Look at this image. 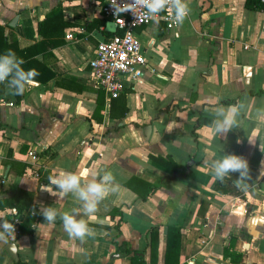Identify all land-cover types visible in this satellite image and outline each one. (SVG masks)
<instances>
[{"label": "crops", "instance_id": "1", "mask_svg": "<svg viewBox=\"0 0 264 264\" xmlns=\"http://www.w3.org/2000/svg\"><path fill=\"white\" fill-rule=\"evenodd\" d=\"M103 2L0 0V25L21 49L40 39L38 23L52 10L61 8L68 24L54 57L37 56L55 78L34 79L22 95L0 83V197L27 205L19 214L1 211L0 224L16 216L33 228L5 235L0 251L14 241L28 264H131L136 253L165 264L168 227L177 226L183 264H264V121L257 116L264 108V11L246 8V0H187L190 12L173 29L159 13L135 29L148 60L143 76L127 78L121 95L107 101L90 81V61L110 38L104 30L111 19L98 22L105 19ZM220 105H243L226 137L212 126ZM224 153L248 161L247 188L236 186L237 173L213 178L211 164ZM152 157L172 159L180 169ZM61 170L83 179L114 176L116 191L106 193L94 215L77 217L92 229L83 242L68 237L59 216L50 224L41 214L42 206L80 208L71 193L57 200L42 190ZM150 185L157 189L143 198ZM15 261L0 254V264Z\"/></svg>", "mask_w": 264, "mask_h": 264}, {"label": "clouds", "instance_id": "2", "mask_svg": "<svg viewBox=\"0 0 264 264\" xmlns=\"http://www.w3.org/2000/svg\"><path fill=\"white\" fill-rule=\"evenodd\" d=\"M115 11L134 12L137 7L146 8L149 14H158L168 8L174 11L176 22L182 23L190 12V8L185 0H131L130 3L123 7L116 6L113 0ZM24 63L22 58L17 57L15 51L8 49L4 54H0V83H7L8 89L13 95H22L26 87L33 83L34 77L38 75L35 69L25 70L21 65ZM243 105H230L225 107L220 105L216 107L212 121L215 133L221 137L226 134L237 124V116ZM257 116L259 120L264 121V108L258 109ZM250 142V141H249ZM237 143H240L238 140ZM251 143V142H250ZM214 179L221 182L226 177L231 178L232 173L238 176L234 180L237 187L247 188V181L251 180V174L248 161L234 153H224L220 158L215 159L211 164ZM42 190L50 195L62 200L69 193L80 202V208H74L71 212H60L53 206H42L41 214L45 221L54 223L59 216L62 221L64 231L72 240L83 242L85 238L92 234L87 221L80 216H92L98 210V204L105 198L109 191H116L114 186V176L109 172L105 173L101 179H97L95 174L90 179H83L80 174L75 172L61 170L58 174L49 177V183L42 187ZM3 229L0 232V239L5 238V233L12 234L15 231L14 224L4 221L0 224ZM73 251H83L80 248H74Z\"/></svg>", "mask_w": 264, "mask_h": 264}, {"label": "built area", "instance_id": "3", "mask_svg": "<svg viewBox=\"0 0 264 264\" xmlns=\"http://www.w3.org/2000/svg\"><path fill=\"white\" fill-rule=\"evenodd\" d=\"M130 2L131 0H115L116 6L119 7ZM101 13L114 20L118 30L112 37L99 42L96 54L90 61V81L95 87L103 89L107 101H111L124 91L127 78L136 82L143 76V67L148 63L135 29L150 24L159 13L168 29H173L179 22L174 19L175 12L169 11L168 8L158 14H149L147 9L142 7H137L134 12H117L113 7V0H104ZM67 37L71 38V34L68 33ZM31 157L37 165L40 164L37 153H31ZM11 224H14L15 231L5 235L16 237L20 233V223L16 216H12Z\"/></svg>", "mask_w": 264, "mask_h": 264}, {"label": "trees", "instance_id": "4", "mask_svg": "<svg viewBox=\"0 0 264 264\" xmlns=\"http://www.w3.org/2000/svg\"><path fill=\"white\" fill-rule=\"evenodd\" d=\"M246 8L251 10H263L264 11V1L263 0H246L245 3ZM63 13L61 8H56L52 10L46 17L39 21L38 23V32L40 35V39L34 43L33 45L26 48H19L18 43L15 39H13L11 34L6 33L5 26L0 25V54H4L8 49L15 51L17 57L22 58L24 63L21 65L25 70L35 69L38 72V75L34 77L35 80L40 82H47L48 80L55 78L57 73L53 72L48 67V62L39 60L37 56L42 55L44 59H48L49 57H54L53 50L62 44L65 43L64 40V29L68 25L65 21H63ZM105 19H99L98 22L101 25H105ZM104 33L107 37H112L114 33L107 32L104 30ZM6 83V82H5ZM104 92L101 91L98 97V103L100 109L104 106ZM102 117L99 118L101 121ZM153 160L157 163H163L165 166L169 168H173L175 170H179L180 166L174 162L172 159H164L161 157H152ZM157 189L156 186L150 185L147 193L143 196V198H147V196L154 192ZM26 204L21 202L17 196L10 197H0V212L4 210H8L10 208H15L16 213L19 214L26 209ZM29 215L34 219L36 217L35 213H31L29 211ZM13 223V221H12ZM25 224H20V233L16 236L19 237L26 232H33V228L31 226L26 227ZM119 229V225H118ZM181 237L182 231L180 227L177 226H169L167 233V250H166V260L165 264H183L180 260V246H181ZM151 248H152V262L153 256L157 253L158 248V232L152 231L151 233ZM129 253V252H128ZM131 258V264H151L147 263L144 259L143 255L140 253H136ZM15 264H28L27 262L18 259L15 261Z\"/></svg>", "mask_w": 264, "mask_h": 264}, {"label": "water", "instance_id": "5", "mask_svg": "<svg viewBox=\"0 0 264 264\" xmlns=\"http://www.w3.org/2000/svg\"><path fill=\"white\" fill-rule=\"evenodd\" d=\"M106 30L112 33L117 32V24L114 20H109L107 22ZM4 251H7L9 255L14 257V259L17 261L19 259L18 256V246L14 241H9L0 251V254H2Z\"/></svg>", "mask_w": 264, "mask_h": 264}]
</instances>
